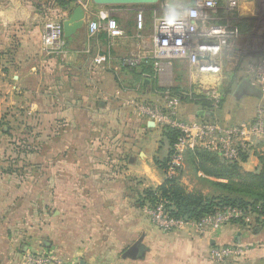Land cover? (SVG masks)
<instances>
[{
	"label": "crops",
	"instance_id": "crops-1",
	"mask_svg": "<svg viewBox=\"0 0 264 264\" xmlns=\"http://www.w3.org/2000/svg\"><path fill=\"white\" fill-rule=\"evenodd\" d=\"M50 2L0 0V264H22L28 252L79 264H223L243 258L263 264L262 227L235 222L203 235L191 225L162 231L138 205L141 192L161 184L163 175L153 163L161 134L157 126H145L129 102L136 96L159 99L148 96L162 86L151 72H135L120 62L150 45L148 23L140 44L135 42L137 6L92 3L90 9L87 2L81 24L64 37L65 50L47 54L43 24L52 19L62 26L77 6ZM107 17L122 29L110 45L105 33L89 36L87 30L89 20ZM108 47L111 59L93 64L92 56ZM181 64L188 66L173 64L169 87H174V67ZM243 80L255 93L231 101L228 92L211 113L186 101L180 117L210 116L223 124L253 119L264 110V94L247 75ZM92 96L96 108L87 114ZM13 125L19 126L16 131ZM256 164V156H250L241 168L253 171ZM211 180L217 179L183 165L180 183L187 190L205 194L201 184ZM235 243L246 246L241 258L215 254ZM135 244L136 255H126Z\"/></svg>",
	"mask_w": 264,
	"mask_h": 264
},
{
	"label": "built area",
	"instance_id": "built-area-1",
	"mask_svg": "<svg viewBox=\"0 0 264 264\" xmlns=\"http://www.w3.org/2000/svg\"><path fill=\"white\" fill-rule=\"evenodd\" d=\"M239 0H191L189 4H177L181 18L173 24L166 20L168 0H162L155 6L137 5L135 8V42L140 44L145 24L149 25L148 49L136 51L120 58L123 66L134 68L140 64L149 65L151 75L162 86L157 90L162 99L141 100L137 96L130 99V105L136 116L153 121L157 127L167 126L178 130L179 135L169 156L165 170L166 177L179 176L183 169V153L186 149L203 147L215 152L229 161L238 160L241 152L251 153L257 147L256 142L264 141V116L259 110L251 120L235 124H223L219 121L182 118L179 107L183 97L190 101L208 102L209 111L219 109L221 96L207 92L193 96L191 91L181 89L171 94L169 83L171 70L176 61H185L190 71L198 73L217 72L224 61L233 65L240 64L244 49L240 45V32L231 25V20L238 9ZM86 1L77 0V5L86 8ZM149 18V21H147ZM89 36L105 33L109 43L122 35V29L116 19L107 17L89 20ZM264 37V31L262 33ZM42 49L47 54H60L65 50V38L62 26L57 20H47L41 31ZM111 59L109 47L103 53H95L91 60L101 65ZM236 64L234 66H236ZM242 70L261 90L264 91V56L246 61ZM163 90H162V89ZM200 175L202 173L199 172ZM151 222L162 231H170L185 225H191L203 235L207 231L218 230L237 221L249 222L252 215L235 206L225 205L202 215L198 220H184L171 216L159 201L154 205L144 206ZM249 228V226H246ZM244 246L228 245L216 251L219 258L242 255ZM22 264H79L66 262L47 253L28 252L22 256Z\"/></svg>",
	"mask_w": 264,
	"mask_h": 264
},
{
	"label": "trees",
	"instance_id": "trees-1",
	"mask_svg": "<svg viewBox=\"0 0 264 264\" xmlns=\"http://www.w3.org/2000/svg\"><path fill=\"white\" fill-rule=\"evenodd\" d=\"M51 2L60 8H69V6H75L77 4V0H51ZM155 5L156 4H151L149 6ZM258 55L264 56V54ZM128 69L135 72H151L149 65L145 64H140L134 68ZM169 89L171 94L178 93V91L181 90L177 86L170 87ZM229 91L230 90L226 88L224 94H227ZM222 99L223 97H221L220 107ZM181 100L192 102L204 110H209L210 108L208 102L203 100L193 102L187 97H183ZM204 120H212V117L209 116ZM160 129V154L154 156L153 163L162 173L163 181L156 187H148L141 192L138 199V205L140 207L154 205L156 202L161 201L171 216L184 220H198L206 213L212 212L222 206L230 205L241 208L252 215L253 222L250 227L255 228L259 226L264 228V150L255 151L257 164L253 171L246 172L244 175L248 181L242 180L236 183L232 182V176H230L228 172L231 169L240 170L241 163L248 158V152H241L238 160L229 161L203 147L186 149L183 153L184 162H187L194 170H200L204 174L213 178L227 179V182H217L216 180L209 181L210 184L219 187L224 193L216 195L204 194L198 190H187L180 183V175L182 171L179 176H165L167 162L169 156L173 152V146L177 140L179 132L178 130L167 126H160ZM260 143H264V141H258L257 144L260 145ZM236 223H239L244 227L248 225V223L244 221H237Z\"/></svg>",
	"mask_w": 264,
	"mask_h": 264
},
{
	"label": "rangeland",
	"instance_id": "rangeland-1",
	"mask_svg": "<svg viewBox=\"0 0 264 264\" xmlns=\"http://www.w3.org/2000/svg\"><path fill=\"white\" fill-rule=\"evenodd\" d=\"M84 1L88 2L87 4H90V9L94 8L91 0H84ZM168 1L170 5L177 6V4H183V5L189 4L191 0H168ZM133 6L136 7L137 5H133ZM235 12L236 13L235 15H233V18L230 23L232 26L238 28L240 32V45H241V48L244 49L243 55L239 59L240 64L235 63L236 66H234L235 64L233 65L232 63L227 61V63L225 62L224 64H222L221 69L218 70V72H209V73H198V72L196 73L194 71L191 72L189 66H186L185 64H181V65L174 67V70H173L174 86H177L180 89L191 91L193 96L205 94L207 92H214L221 96L224 94L225 89L227 88V89H230L229 93L231 92L232 94V95L229 94L230 97L233 96L232 98H230L231 101L234 100V97L238 98L243 93L245 94L255 93L254 86L253 85L250 86L248 82L243 80V78H246V73L244 72V70H242V66L244 65L246 60L248 62L249 59L258 58L259 56H261L258 54H264V37H262V33L264 31V0H239L238 9ZM147 21H149V18H147ZM249 54L254 55V57H250ZM244 58L246 59L244 60ZM250 82L253 83V81H250ZM255 84L258 86L257 83ZM158 94L159 93L157 92L155 93V95L151 94L148 97L151 99L152 98L162 99V96ZM263 94H264V91H263ZM91 99H92L91 103H89V100L88 101L86 100L87 108L85 109V111L87 114L91 113L90 111L92 108H96V105H94V102H96V100H93L94 99L93 96ZM187 102L183 100L182 104L187 103ZM181 108L182 106L179 107V110H181ZM80 112H82V110H80ZM261 112L264 116V110L261 109ZM13 127H14L13 131H16V129H18L19 126L13 125ZM156 130L159 131L161 134L160 127H157ZM261 144L262 143H260V145ZM259 147H262V146H259ZM257 150H259L258 145L253 150V152L249 153L248 157L255 156V151ZM261 150H264V148H262ZM157 155H158V152H157ZM185 163L187 162H184L183 160V165ZM246 172L247 171H244V169L241 168L240 170L231 169L229 170L228 173L230 174V176H232V182L238 183L242 180L248 181L246 176H244ZM216 179H217L216 180L217 182H227L226 178L225 179L216 178ZM200 184H201L200 181L196 184L198 188H200ZM201 185H202L201 189H203V191L206 192L205 194L216 195V194L224 193L223 190H221L217 186L210 184L209 181L202 182ZM39 221L41 222L42 220L38 219V222ZM252 222L253 220L251 219L248 222V226H250ZM29 223L30 221L27 220L26 226H28ZM243 246L246 249V246L245 245ZM244 253L245 252H243V254L238 257L241 258V256L244 255ZM256 262L257 260H249L247 258H243V259H238L236 261L231 260L228 262H224L223 264H257ZM213 264H216V263L213 262ZM258 264H261V263L258 262Z\"/></svg>",
	"mask_w": 264,
	"mask_h": 264
},
{
	"label": "water",
	"instance_id": "water-1",
	"mask_svg": "<svg viewBox=\"0 0 264 264\" xmlns=\"http://www.w3.org/2000/svg\"><path fill=\"white\" fill-rule=\"evenodd\" d=\"M92 3L97 5H151V4H158L160 0H91ZM84 9L77 5L72 14L69 16L68 22L62 23V32L64 37L70 36L75 29L81 24L82 13ZM149 80H145L144 82L147 83ZM203 111L198 112V116L203 115ZM147 127H153V121H147L145 124ZM138 250V245H133L127 252L126 255L135 256Z\"/></svg>",
	"mask_w": 264,
	"mask_h": 264
},
{
	"label": "clouds",
	"instance_id": "clouds-1",
	"mask_svg": "<svg viewBox=\"0 0 264 264\" xmlns=\"http://www.w3.org/2000/svg\"><path fill=\"white\" fill-rule=\"evenodd\" d=\"M181 18V13L177 10L176 6L168 7L166 13V20H171L175 24Z\"/></svg>",
	"mask_w": 264,
	"mask_h": 264
}]
</instances>
